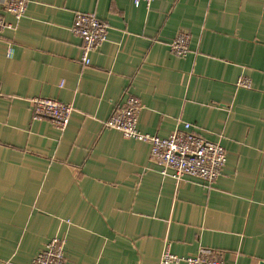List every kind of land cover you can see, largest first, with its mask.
Instances as JSON below:
<instances>
[{
	"label": "crops",
	"instance_id": "1",
	"mask_svg": "<svg viewBox=\"0 0 264 264\" xmlns=\"http://www.w3.org/2000/svg\"><path fill=\"white\" fill-rule=\"evenodd\" d=\"M5 1L0 264H32L54 238L69 264H162L166 249L264 264V0H26L20 19ZM77 13L109 25L89 66L71 31ZM181 31L185 57L169 47ZM129 95L142 133L165 138L190 123L224 146L220 179L164 176L149 143L106 128ZM33 97L72 105L64 132L34 119Z\"/></svg>",
	"mask_w": 264,
	"mask_h": 264
},
{
	"label": "built area",
	"instance_id": "2",
	"mask_svg": "<svg viewBox=\"0 0 264 264\" xmlns=\"http://www.w3.org/2000/svg\"><path fill=\"white\" fill-rule=\"evenodd\" d=\"M136 6L144 4L151 7L155 0H133ZM5 11L16 19L22 18L27 10L26 0H6ZM13 29L12 23L0 16V39L4 31ZM72 33L82 40L83 62L91 64L92 51L101 47L108 39L109 25L92 13H77ZM191 35L181 31L170 43L172 53L185 57L190 53ZM14 54L12 45L8 48V56ZM237 85L251 88L250 79L242 76ZM34 119H50L54 126L64 132L74 111L72 105L55 99L33 97L30 99ZM141 101L129 95L124 104L116 109L110 119L105 122L106 128L120 131L126 138H134L151 145L149 161L159 167L161 174L171 176L177 181L185 177L195 178L207 186L214 185L222 176L227 162V150L220 143L205 139L192 129L190 123L177 128L168 137H160L142 133L138 128ZM65 242L60 238L52 239L33 260L32 264H69L65 256ZM162 264H228L221 256L212 251L202 250L195 257H180L166 249L162 255Z\"/></svg>",
	"mask_w": 264,
	"mask_h": 264
}]
</instances>
